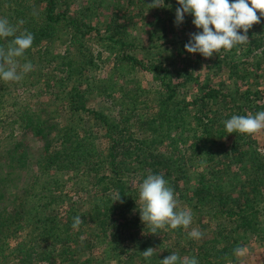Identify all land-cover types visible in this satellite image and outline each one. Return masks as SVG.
<instances>
[{
	"label": "trees",
	"instance_id": "16d2710c",
	"mask_svg": "<svg viewBox=\"0 0 264 264\" xmlns=\"http://www.w3.org/2000/svg\"><path fill=\"white\" fill-rule=\"evenodd\" d=\"M151 3L0 0L15 35H33L18 58L32 69L0 80V264H160L173 252L227 264L264 240V145L223 123L264 110V16L249 41L205 58L184 49L198 29L187 14L175 22L177 0ZM149 174L190 209L188 228L142 223Z\"/></svg>",
	"mask_w": 264,
	"mask_h": 264
},
{
	"label": "clouds",
	"instance_id": "9594fccd",
	"mask_svg": "<svg viewBox=\"0 0 264 264\" xmlns=\"http://www.w3.org/2000/svg\"><path fill=\"white\" fill-rule=\"evenodd\" d=\"M161 4L164 5V0H152L149 5L160 7ZM177 4L179 7L175 9V22L183 23L187 14L192 17V23L198 29L185 43V51L198 53L205 58L222 51L228 52L249 41V29L260 22V16H264V0H177ZM15 32V27L7 19L0 18V39L12 37L7 49L0 48L2 81H19L22 74L33 67L30 62L22 66L18 62V58L23 57L33 43L32 33L25 31L15 35ZM223 123L230 134H255L264 129V110L255 114H234ZM138 197L141 202L138 209L140 219L153 233L166 228L186 229L192 222L190 209L177 207L173 189L168 186L163 175H147L139 185ZM81 222V217H74L72 228L77 229ZM188 235L198 239L201 233L193 228ZM153 252L152 248H148L142 255L147 259L152 257ZM160 264H198V260L195 257H181L173 252L160 260Z\"/></svg>",
	"mask_w": 264,
	"mask_h": 264
},
{
	"label": "rangeland",
	"instance_id": "374dc122",
	"mask_svg": "<svg viewBox=\"0 0 264 264\" xmlns=\"http://www.w3.org/2000/svg\"><path fill=\"white\" fill-rule=\"evenodd\" d=\"M204 72L205 70L203 69L201 72L202 77L205 75ZM136 77L142 81L151 78L150 75H147L146 77L144 72H137ZM192 89L193 88H190L189 95L193 94ZM254 137L258 141L259 145H264V129L256 132ZM21 172L23 173L21 176V180L23 182L25 178L29 177V174H26V172L23 171ZM18 183L19 179L15 181L10 191L19 187ZM227 264H264V240L260 241L256 239H247L246 241L241 242V244L236 247L235 259L229 261Z\"/></svg>",
	"mask_w": 264,
	"mask_h": 264
}]
</instances>
